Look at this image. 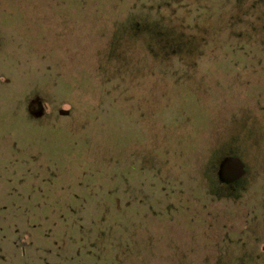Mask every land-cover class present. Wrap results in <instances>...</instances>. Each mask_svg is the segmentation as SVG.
<instances>
[{
    "label": "rangeland",
    "instance_id": "374dc122",
    "mask_svg": "<svg viewBox=\"0 0 264 264\" xmlns=\"http://www.w3.org/2000/svg\"><path fill=\"white\" fill-rule=\"evenodd\" d=\"M66 1L0 0V207L9 204L0 212V264L104 259L102 241L95 248L91 236L108 225L101 220L107 200L119 202L123 219L122 229L106 239L117 255L113 264H264V0L244 2L248 12L235 32L247 33L227 31L222 43L233 51L213 52L219 61L211 60L213 66H151L156 55L129 34L135 21L170 18L182 1L73 0L63 6ZM204 27L193 29L196 37L208 38ZM147 34L134 32L151 42ZM35 98L44 104L41 116ZM115 103L141 118L143 138L136 136L137 144L119 155L140 164L129 182L114 176L118 162L102 123ZM189 103L193 114L185 109ZM8 110L20 130L13 139L2 116ZM57 124L89 134L87 145L69 143L73 152L65 165L52 158L47 167L61 166L45 172L39 170L44 160L36 162L26 149L37 147L38 137L22 133ZM178 141L199 149L188 159L183 145L172 147ZM180 154L185 157L175 158ZM227 156L242 159L240 180H219ZM11 163L25 171L28 189L41 191H23L27 182H18L22 172ZM207 166L211 177H203ZM128 218L135 223L125 232ZM125 242L134 248L127 250Z\"/></svg>",
    "mask_w": 264,
    "mask_h": 264
},
{
    "label": "trees",
    "instance_id": "16d2710c",
    "mask_svg": "<svg viewBox=\"0 0 264 264\" xmlns=\"http://www.w3.org/2000/svg\"><path fill=\"white\" fill-rule=\"evenodd\" d=\"M182 1V5H174V2ZM184 0H171L170 3L173 4V13L170 15V18L167 16H159L154 21L150 22L149 20L145 19L141 22H133L132 23V30L129 32L131 37L136 38L137 40L141 38V40L145 41V43L148 45L150 52L153 55H156L157 60L156 62L153 61L151 63V66H213L211 64V60L214 62V64L219 65V61L216 58V62L213 60L211 55L213 52H218L219 50L224 51V47L228 48L229 51H233L230 46L225 45L222 43L225 33L230 35H246L247 31L245 32V29L243 28L239 32H235V25L237 24V19H240V22L243 21L244 13L243 11L246 8V12H248L247 7L245 6L244 2L248 3V0H193V3H187ZM71 6L73 0H67L66 1ZM205 2V3H204ZM187 3V4H186ZM251 6L255 4V2H251ZM140 23V24H139ZM202 26H205L204 28H207L208 32V38L205 39L206 36L200 37L193 33V29L196 28L198 31L201 29ZM154 28V29H153ZM203 28V29H204ZM125 28L121 29V35L125 34ZM147 32L149 35L153 36V39L151 42H147L145 40V37L143 35L141 36H134V32ZM230 31V32H229ZM147 34V39L148 38ZM244 37V36H243ZM206 49H208V53L206 52ZM216 55V54H215ZM206 56V57H205ZM205 57V58H204ZM219 58V57H218ZM144 64L142 66H149L150 63H148L147 60H143ZM221 66V64H220ZM179 79V78H178ZM67 89V92L70 93V91L73 89L70 83L65 84ZM183 95H190L193 97L192 91L189 90H182ZM191 103V102H190ZM190 103L187 105L185 104V109H192V105L190 106ZM114 106H119V104L115 103L112 104L109 111H112V114L109 115V118L102 116V123L106 126L105 132L111 136L113 140V153L116 156L113 160V156H111L110 161H116L118 164L116 165L117 168H115L114 176L116 178H124L128 182L131 180L130 177L133 176V171L137 170L139 168V163L136 160H128V159H122L120 160V154H124L130 151L131 146L137 144L136 142V136H139L141 139L142 133L140 128L138 127V124H140V119L137 116V114L134 113V108H130L128 110H121L118 107L115 108ZM155 112L152 114L154 116L161 115L159 105L155 107ZM164 110V109H163ZM191 113L192 111L189 110ZM196 111V110H194ZM200 112V111H199ZM197 113V112H196ZM2 116L7 120L6 124V131H8L9 134H11V138L19 133L20 130L17 129V126L15 123H13V120L16 119V114L11 113L9 110L6 112H2ZM193 114V113H192ZM98 116H100L98 114ZM97 116V117H98ZM200 114H197L195 117V121L197 119H200ZM1 117V112H0ZM103 125L99 126V130L103 127ZM109 126L110 128H108ZM111 129V132H109ZM42 135H41V134ZM35 135L38 137V140H33L35 144H37V147H28L26 148L28 150V154L30 153H36L33 157L35 161L37 162V159H43V163L39 165V170L43 169L45 172L49 171L50 169L55 170L58 166H64L65 159L67 157H70L72 154V150L69 148H66L69 143L72 142H78L79 148L82 146H86V135L89 136V134H83V136H78L76 133L69 130L64 125H56V126H50V127H41L36 126L34 130H29L26 132H23L22 135L28 137L30 135ZM61 137H65L62 138ZM18 139L16 138L13 142L14 145L19 144L17 142ZM92 140L90 138L91 143ZM141 142V141H140ZM184 143V144H183ZM172 147L178 148L177 146L185 147L186 153H188V159H190L191 154H194V152L198 151L199 147L195 145L194 142L190 141H178L176 145ZM16 148V147H15ZM171 149V148H170ZM169 149V150H170ZM188 149V150H186ZM174 152V150H173ZM201 152V151H200ZM175 154V153H174ZM168 158L170 159L169 152L167 153ZM196 156V155H195ZM59 159L58 164H54L53 168L49 165V163H53L55 161H52L53 159ZM185 156L183 154L175 155V158H181L183 159ZM228 157V156H227ZM53 158V159H52ZM226 158V157H224ZM180 159V160H181ZM37 164V163H36ZM9 167H12L15 172H22V176L19 181L27 182L25 179V171L18 169L16 164H10ZM19 166H21L19 164ZM47 168H49L47 170ZM191 169V162L189 168H187L184 172H190ZM189 170V171H187ZM210 167H205L203 170V177H211V170ZM7 171V170H6ZM2 173V172H1ZM41 173V172H40ZM54 174V173H53ZM13 176V175H12ZM195 176V175H194ZM32 177V176H31ZM221 181V179H219ZM222 182V181H221ZM47 183H50V180L47 181ZM18 184V183H17ZM23 184V183H22ZM28 182L27 187L23 191L30 190V193H37L41 191L39 188H35L34 186H31L30 189H28ZM17 190L18 187L16 186ZM4 189V188H2ZM6 190V189H5ZM7 192L9 194H13L9 192V189H7ZM22 192V191H20ZM18 194V193H14ZM105 204V210L103 209V213L101 214V220L103 222H106L108 225L103 226L99 230H95L93 232V236H91L92 239H94L93 246L96 248H99V246L96 244L100 241L101 242V248L100 254H105L106 250V257L103 258L97 257L95 260L86 259V264H113V260L115 262V259H117V255L113 256V252L111 249H113V244L110 242H106V239L111 236L113 232H116L118 230H121L122 228L119 227L121 225L119 222L123 223V219L118 215L120 212V206L119 202L116 206L112 203L111 200H107L104 202ZM103 204V205H104ZM115 209H114V207ZM9 209V204H4L0 207V212ZM17 209H22L21 207H17ZM23 213H30L28 208H26L23 211ZM41 216V215H40ZM35 222L36 221H31ZM134 221L130 218L126 219V224H128V228L125 230V232H129L130 230H133L131 226H134ZM80 224V223H79ZM78 224V225H79ZM119 224V225H118ZM81 226L83 224H80ZM79 225V226H80ZM86 225H83L84 231H89L90 229L85 227ZM124 232V231H123ZM122 240L124 238H121ZM127 240V239H126ZM113 245V246H112ZM111 246L110 250L108 251L109 247ZM126 249H132L134 246L130 243L127 244L124 243V246ZM109 255H108V252ZM116 254V253H114ZM102 260L104 263H102ZM89 262V263H87ZM77 264V262H76Z\"/></svg>",
    "mask_w": 264,
    "mask_h": 264
},
{
    "label": "water",
    "instance_id": "95a60500",
    "mask_svg": "<svg viewBox=\"0 0 264 264\" xmlns=\"http://www.w3.org/2000/svg\"><path fill=\"white\" fill-rule=\"evenodd\" d=\"M33 103H36L39 107H41V111L36 112V116H41L44 108L43 102L39 100V98H35L32 101V104ZM218 174L220 179H223L226 182L236 181L245 174V165L241 158L236 156H228L220 163Z\"/></svg>",
    "mask_w": 264,
    "mask_h": 264
},
{
    "label": "flooded vegetation",
    "instance_id": "af4514ba",
    "mask_svg": "<svg viewBox=\"0 0 264 264\" xmlns=\"http://www.w3.org/2000/svg\"><path fill=\"white\" fill-rule=\"evenodd\" d=\"M39 111H41V107H40L39 110H37V112H39ZM245 173H246V170H245ZM244 176H245V174H244L241 178H243ZM241 178H240V179H241ZM228 179H229V177H228ZM240 179H239V180H240ZM230 180H231V179H230ZM232 182H235V181H232Z\"/></svg>",
    "mask_w": 264,
    "mask_h": 264
}]
</instances>
